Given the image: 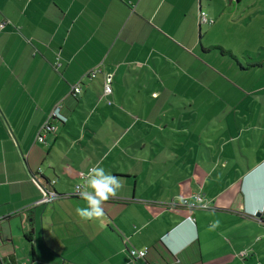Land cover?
I'll return each mask as SVG.
<instances>
[{"label":"crops","instance_id":"0c3cea01","mask_svg":"<svg viewBox=\"0 0 264 264\" xmlns=\"http://www.w3.org/2000/svg\"><path fill=\"white\" fill-rule=\"evenodd\" d=\"M234 4L0 0V264H264V0ZM97 164L123 187L85 221Z\"/></svg>","mask_w":264,"mask_h":264},{"label":"built area","instance_id":"2783aa9c","mask_svg":"<svg viewBox=\"0 0 264 264\" xmlns=\"http://www.w3.org/2000/svg\"><path fill=\"white\" fill-rule=\"evenodd\" d=\"M213 24L214 20L211 19L206 12L201 11L200 15V24ZM9 25V21H2L0 22V32L3 31L7 26ZM61 66V63L56 64V68L58 69ZM104 73V69L101 65L98 67H95L92 71L88 72L78 83L76 86L73 87V93L75 96H79L83 91V84L84 79H96L99 74ZM114 91L113 88V75L112 73H108L106 75L105 83H104V94L105 96L111 95ZM111 104L112 102L109 101ZM63 104L60 103L55 107V109L51 112L46 122L42 125L39 133V142L43 143L46 141V137L50 133H56L58 130V125L56 122H67L68 117L63 114L62 112ZM85 173L81 174V177H83ZM34 181L38 184L42 191V198L37 202V204H48L53 202L55 199L59 197V193L55 189L47 188L41 184L37 176H33ZM56 181L53 180L51 184L53 185ZM79 185V184H78ZM78 185L76 186L74 195H77L78 191ZM183 204L186 206H190L193 208H203L208 209L210 208V205L208 202L204 200L202 195L197 194L194 196V200L185 199L183 200ZM131 254L136 258H143L146 256L147 251H138V250H132ZM241 258H245L247 256V252L243 251L239 254Z\"/></svg>","mask_w":264,"mask_h":264},{"label":"clouds","instance_id":"9594fccd","mask_svg":"<svg viewBox=\"0 0 264 264\" xmlns=\"http://www.w3.org/2000/svg\"><path fill=\"white\" fill-rule=\"evenodd\" d=\"M123 187L120 178L97 164L88 169L78 185L77 195L85 201L84 207H77V215L85 221L98 220L104 217V203L117 196ZM214 222V225L215 226Z\"/></svg>","mask_w":264,"mask_h":264},{"label":"rangeland","instance_id":"374dc122","mask_svg":"<svg viewBox=\"0 0 264 264\" xmlns=\"http://www.w3.org/2000/svg\"><path fill=\"white\" fill-rule=\"evenodd\" d=\"M214 2H218V0H213ZM233 2L235 3L234 5H233V7H235V6H237L238 4H237V2H238V0H233ZM207 3V2H206ZM206 3H205V7H206ZM218 7H220V5H218ZM214 21H215V18H214ZM263 25H264V21H263ZM264 27V26H263ZM216 33V32H215ZM263 34H264V32H263ZM263 40H264V37H263ZM264 42V41H263ZM219 73L222 75V76H224L225 78L224 79H232V80H235V81H237L238 79V77H236L234 74L233 75H231V74H229L228 72H225V71H219ZM263 95H264V92L262 93ZM241 258V257H240ZM241 259H243V258H241Z\"/></svg>","mask_w":264,"mask_h":264},{"label":"water","instance_id":"95a60500","mask_svg":"<svg viewBox=\"0 0 264 264\" xmlns=\"http://www.w3.org/2000/svg\"><path fill=\"white\" fill-rule=\"evenodd\" d=\"M262 215H263V213H260V212H259L256 216H257V217H262Z\"/></svg>","mask_w":264,"mask_h":264},{"label":"trees","instance_id":"16d2710c","mask_svg":"<svg viewBox=\"0 0 264 264\" xmlns=\"http://www.w3.org/2000/svg\"><path fill=\"white\" fill-rule=\"evenodd\" d=\"M221 50H222L224 53L231 54L230 52H228V51H226V50H224V49H222V48H221Z\"/></svg>","mask_w":264,"mask_h":264}]
</instances>
